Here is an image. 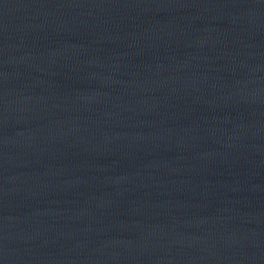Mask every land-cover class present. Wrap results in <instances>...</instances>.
<instances>
[{
    "label": "water",
    "instance_id": "water-1",
    "mask_svg": "<svg viewBox=\"0 0 264 264\" xmlns=\"http://www.w3.org/2000/svg\"><path fill=\"white\" fill-rule=\"evenodd\" d=\"M0 264H264V0H0Z\"/></svg>",
    "mask_w": 264,
    "mask_h": 264
}]
</instances>
